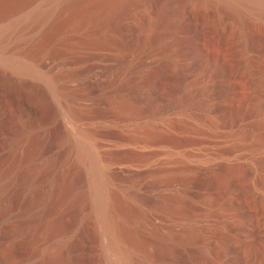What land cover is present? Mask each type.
I'll return each instance as SVG.
<instances>
[{
	"label": "rangeland",
	"instance_id": "rangeland-1",
	"mask_svg": "<svg viewBox=\"0 0 264 264\" xmlns=\"http://www.w3.org/2000/svg\"><path fill=\"white\" fill-rule=\"evenodd\" d=\"M76 3L0 0V264H121L80 140L136 237L132 264H264V14Z\"/></svg>",
	"mask_w": 264,
	"mask_h": 264
},
{
	"label": "bare ground",
	"instance_id": "bare-ground-1",
	"mask_svg": "<svg viewBox=\"0 0 264 264\" xmlns=\"http://www.w3.org/2000/svg\"><path fill=\"white\" fill-rule=\"evenodd\" d=\"M77 1H79V0H52L53 4L56 5L59 8H67L69 6L77 4L76 3ZM217 1H219V0H217ZM221 1H223L224 3L232 4L234 6L237 5V4H242V6L246 5L248 7H254V8H256V11H258L259 13L264 14V1H262V0H221ZM236 8H237V6H236ZM0 36L2 38V35H0ZM11 65H12L13 68L18 70V72L21 71V72H25L26 73V72L29 71V68L27 67L28 65L15 64V63H13V64L11 63ZM73 122H72V124H73ZM73 133H74V131H73ZM85 136L86 135H84V137ZM87 136H86V138H87ZM74 139H76V138H74ZM80 141L81 142L78 141L72 146H74L77 159L85 165V171L88 174L89 194H90V197H91V200H92V204H93L97 214L99 215L101 223L103 224V227H104L103 232H104L105 235L109 236V238H110L109 249H111V251H113L114 253L115 252L119 253L117 255L121 254L120 256H122V259L119 256V258L122 261L121 262L119 260L121 264H132L133 263L131 261V257H133L132 256V251H133L132 248H135L134 245L136 243V241H135L136 237H134V234H129L131 231L128 232V230H127L126 224L124 223V219H123L124 217L122 218V216H124V213H123V211L120 210V207H119L120 205L118 203V200L115 198L116 196L114 197L113 195L109 194V191H108L109 189L108 188H110V186L108 187V181H107L106 177L104 176V174L102 172L103 169L101 168V165H100V162L98 160L97 155L96 154L93 155V150H94L93 145H92L93 149L91 150V146L90 145H91V141L92 140L90 141V144L82 142L83 140H80ZM72 144H73V142H72ZM94 153H95V151H94ZM10 178L8 179L9 181H10ZM12 179H14V178H11V180ZM8 180L6 182H8ZM4 184L5 185L2 186L1 189H4L6 184H8V183H4ZM6 199L7 198L5 196V200ZM8 212H9V210H8ZM121 214H123V215L121 216ZM5 220L8 221V222H12L14 220V217H12V213L11 212L6 214ZM22 224H24V222ZM125 239H126V241L128 239L130 240L131 246H127L128 245L127 243H126L127 245L124 244L123 241ZM122 242H123V245H122ZM219 254H221L224 258H229L230 257V249L226 248V247L221 248V249H219ZM54 262L55 261H53V263ZM226 262H228V261H226Z\"/></svg>",
	"mask_w": 264,
	"mask_h": 264
}]
</instances>
